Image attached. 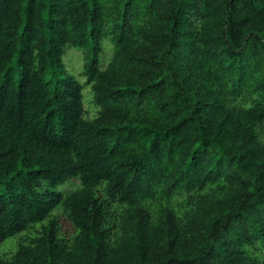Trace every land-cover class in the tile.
Listing matches in <instances>:
<instances>
[{
  "label": "trees",
  "instance_id": "obj_1",
  "mask_svg": "<svg viewBox=\"0 0 264 264\" xmlns=\"http://www.w3.org/2000/svg\"><path fill=\"white\" fill-rule=\"evenodd\" d=\"M0 264H264V0H0Z\"/></svg>",
  "mask_w": 264,
  "mask_h": 264
},
{
  "label": "rangeland",
  "instance_id": "obj_2",
  "mask_svg": "<svg viewBox=\"0 0 264 264\" xmlns=\"http://www.w3.org/2000/svg\"><path fill=\"white\" fill-rule=\"evenodd\" d=\"M103 45L104 51L100 59L102 66L106 65L112 54V50L107 38L104 39ZM86 54L87 51L85 48L78 49L72 46H67L65 48V54L63 55V64L68 73L74 76L81 83L85 113L88 117H92L96 113V106L92 103V93L90 91V86L83 83L85 78L81 74L83 64L86 60ZM78 180V178H71L64 183L58 184L54 189L56 191L67 193L80 185ZM58 210H60V206H58L53 211V213H56ZM12 249H14V241L6 243L3 247L5 252H9Z\"/></svg>",
  "mask_w": 264,
  "mask_h": 264
}]
</instances>
